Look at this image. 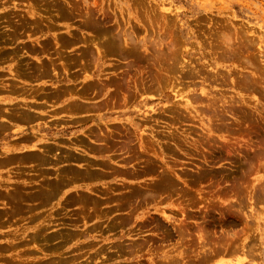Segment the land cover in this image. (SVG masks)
<instances>
[{
    "label": "rangeland",
    "instance_id": "rangeland-1",
    "mask_svg": "<svg viewBox=\"0 0 264 264\" xmlns=\"http://www.w3.org/2000/svg\"><path fill=\"white\" fill-rule=\"evenodd\" d=\"M263 190L264 0H0V264H264Z\"/></svg>",
    "mask_w": 264,
    "mask_h": 264
},
{
    "label": "bare ground",
    "instance_id": "bare-ground-1",
    "mask_svg": "<svg viewBox=\"0 0 264 264\" xmlns=\"http://www.w3.org/2000/svg\"><path fill=\"white\" fill-rule=\"evenodd\" d=\"M131 40V39H130ZM164 42V41H163ZM134 43V42H133ZM141 43V42H140ZM129 44H130V42H129ZM136 44V43H135ZM171 44V43H170ZM173 48V47H172ZM171 48V49H172ZM160 49V48H159ZM168 51V50H167ZM174 52V51H173ZM163 53V52H162ZM171 54V53H170ZM174 54H175V52H174ZM157 56V55H156ZM161 56V55H160ZM163 58V57H162ZM175 60V59H174ZM163 61H165V60H163ZM162 63V62H161ZM174 64V63H173ZM177 64H179V63H177ZM174 67V66H173ZM173 73V72H172ZM162 79V78H161ZM254 82V81H253ZM177 91V90H176ZM176 93V92H175ZM210 99V98H209ZM215 100V99H214ZM212 102V101H211ZM209 103V102H208ZM209 108V107H208ZM211 109V108H210ZM208 112V111H207ZM211 119V118H210ZM226 129V128H225ZM243 183V182H242ZM247 184V183H246ZM237 187V186H236ZM243 187V186H242ZM250 187V186H249ZM262 188V187H261ZM263 189V188H262ZM262 191V190H261ZM263 192H264V190H263ZM203 238V237H202ZM201 238V239H202Z\"/></svg>",
    "mask_w": 264,
    "mask_h": 264
}]
</instances>
